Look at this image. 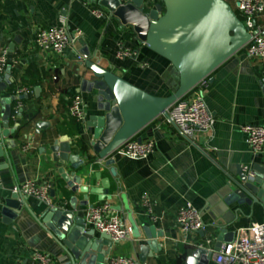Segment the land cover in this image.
I'll return each instance as SVG.
<instances>
[{
    "label": "crops",
    "instance_id": "obj_1",
    "mask_svg": "<svg viewBox=\"0 0 264 264\" xmlns=\"http://www.w3.org/2000/svg\"><path fill=\"white\" fill-rule=\"evenodd\" d=\"M226 1L237 11L236 0ZM91 8L103 11L106 18H96ZM61 19H66L72 30L79 29L82 36L62 56L36 48L38 30L56 26ZM257 23L264 25V14ZM118 44L133 49L137 58L118 59ZM5 52L9 65L0 73V143L3 145L0 264L29 263L37 252L54 258L66 257L72 264L65 249L39 222L48 209L45 204L28 198L26 208L18 215L4 205L14 187L37 181L50 187L55 207L70 210V201L75 198L79 215L85 219L89 207L79 206L83 195L73 194L66 188L59 173L61 166L53 159L54 141L77 147L81 160L88 159L85 168L91 176L101 172L102 178L110 179L112 201L97 203L96 196H89L90 205L109 204L112 214L131 227L127 206L139 228L140 238L130 235L114 245L106 258L128 257L136 264H188L198 248H206L212 252L206 264H218L214 249L219 229L236 236L239 229L264 222V205L229 201L236 187L220 169L239 179L241 168L264 167V157L252 155L246 136L239 128L264 123V62L252 63L242 50L219 67L211 76L212 82L208 81L205 86L204 101L215 122L212 132L197 133L195 140L209 149L214 161L157 119L138 135L142 141L154 142L155 150L149 158L116 157L115 164L106 167L95 162L88 123L91 117L101 114L104 105L112 100V94L85 67L84 61H97L100 67L112 69L132 85L157 97H167L178 89L179 75L174 67L148 50L131 28L118 24L98 0H0V57ZM78 56L84 61H79ZM24 89L23 94L17 95ZM75 94L81 95L85 102L84 123L77 122L69 113ZM20 96L24 99L19 100ZM18 105L21 107L15 115ZM7 107L12 111L10 117L4 114ZM27 143H33L34 148L24 152L22 146ZM111 168L116 177L111 175ZM65 169L69 171V167ZM143 194L157 205L156 213L163 215L160 223L154 225L145 215L140 204ZM188 204L201 212L207 225L205 232L185 236L177 227V212ZM149 226H155L163 237L156 240L159 251H150L142 263L143 228ZM207 240L212 243L207 245ZM196 264L202 262L197 260Z\"/></svg>",
    "mask_w": 264,
    "mask_h": 264
},
{
    "label": "water",
    "instance_id": "obj_2",
    "mask_svg": "<svg viewBox=\"0 0 264 264\" xmlns=\"http://www.w3.org/2000/svg\"><path fill=\"white\" fill-rule=\"evenodd\" d=\"M98 2L112 14L118 24L131 28L148 50L168 61L179 75L178 89L167 97H157L132 85L112 69L100 67L97 61H84L85 67L112 94V100L104 105L101 114L91 117L88 123L90 148L96 156L95 162L110 167L115 164L114 153L118 148L133 138L142 142L138 135L146 127L200 83L205 80L211 83L212 74L240 53L250 42L251 35L226 0H159L154 6L147 4L146 0ZM14 42L17 43L18 40ZM18 99L23 100L24 96ZM4 114L5 117H10L11 108L7 107ZM4 127L8 128L6 122ZM1 151L3 152V145L0 143ZM51 151L54 162L61 166L59 173L66 188L73 194L83 195L79 206L92 207L89 196H96L97 203L112 201L110 179L102 178L101 172L91 176L85 168V161L88 159L81 160L77 147H73L71 143L54 141ZM65 167H69V171ZM110 173L116 177L113 168ZM251 173L253 178L245 174L242 168L239 169V180L245 184V189L236 188L230 202L264 205V167L253 168ZM26 201L25 198L12 194L4 205L14 215H18L23 207L26 208ZM70 204V210L48 208L39 222L65 249L72 264H104L106 256L117 243H113L107 234H97L88 227L85 219L79 215L75 198L71 199ZM125 209L129 213L131 235L138 239L141 236L139 228L129 207L126 206ZM6 210L4 213H7ZM143 231L145 245L140 250L141 262L145 263V257L150 251H159L160 246L156 240L162 238L163 234L157 232L155 226L144 227ZM234 238L235 233L219 229L214 251L218 252L223 244L231 243ZM211 256L212 252L208 249L198 248L188 259V264H196L197 260L206 264Z\"/></svg>",
    "mask_w": 264,
    "mask_h": 264
},
{
    "label": "built area",
    "instance_id": "obj_3",
    "mask_svg": "<svg viewBox=\"0 0 264 264\" xmlns=\"http://www.w3.org/2000/svg\"><path fill=\"white\" fill-rule=\"evenodd\" d=\"M147 4L154 6L159 0H146ZM239 18L244 27L251 35V40L243 49L247 60L256 65L264 62V25L257 23V19L264 14L263 0H236ZM91 13L98 19H105L106 14L96 8H91ZM82 36L79 29L72 30L66 19H61L59 24L38 30L35 38V47L51 52L57 56H62L65 51L71 47ZM116 57L123 59H136V52L123 44H118L116 48ZM79 61H84L78 56ZM14 65L16 62L13 63ZM9 65L7 53L0 57V73H3ZM143 64V67H146ZM208 80L200 83L185 98L179 100L171 108L166 110L160 119L165 125L172 127L176 133L192 147L201 151L208 159L214 161L211 152L207 147L201 146L195 139L196 134L213 131L215 117L209 111L204 101V88ZM26 90L19 91L21 95ZM18 105L15 109V115L18 114ZM85 102L81 95L75 94L69 106L71 117L79 123L86 121ZM245 134L248 146L254 157H264V123L259 125H244L239 127ZM34 148L33 143H27L22 146L24 152ZM155 150L153 141L139 142L133 138L123 144L114 153V158H125L129 160H142L149 158ZM220 169L228 177L230 184L236 188H244V183L232 176L226 170ZM242 171L253 178L251 170L248 167L242 168ZM2 185L0 178V186ZM13 194L19 198H33L45 204L48 208L55 207L51 197L50 187L46 184H40L37 181H27L14 187ZM141 207L145 215L155 224L160 223L163 215L156 213L157 205L146 194L140 198ZM85 221L88 226L97 233L107 234L113 243H120L131 235V228L119 217L114 216L109 204H102L89 207L85 213ZM176 224L179 230L185 236L198 235L205 232L207 225L203 221L202 214L195 207L188 204L179 209L176 215ZM212 240H207L210 245ZM201 247H203L201 245ZM218 264H264V222L257 223L248 228H241L237 231L234 240L229 244H223L216 254ZM8 264H70L66 257L54 258L49 254L37 252L31 258L29 263H8ZM104 264H136L128 257L109 256Z\"/></svg>",
    "mask_w": 264,
    "mask_h": 264
},
{
    "label": "trees",
    "instance_id": "obj_4",
    "mask_svg": "<svg viewBox=\"0 0 264 264\" xmlns=\"http://www.w3.org/2000/svg\"><path fill=\"white\" fill-rule=\"evenodd\" d=\"M14 112V111H13Z\"/></svg>",
    "mask_w": 264,
    "mask_h": 264
}]
</instances>
